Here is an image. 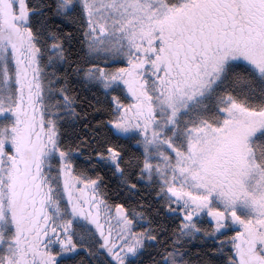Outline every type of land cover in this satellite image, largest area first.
<instances>
[{"label":"snow or ice","instance_id":"snow-or-ice-1","mask_svg":"<svg viewBox=\"0 0 264 264\" xmlns=\"http://www.w3.org/2000/svg\"><path fill=\"white\" fill-rule=\"evenodd\" d=\"M0 264H264V0H0Z\"/></svg>","mask_w":264,"mask_h":264}]
</instances>
